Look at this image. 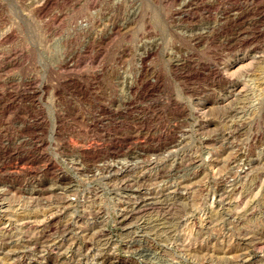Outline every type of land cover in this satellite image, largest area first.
Returning <instances> with one entry per match:
<instances>
[{
  "label": "rangeland",
  "instance_id": "1",
  "mask_svg": "<svg viewBox=\"0 0 264 264\" xmlns=\"http://www.w3.org/2000/svg\"><path fill=\"white\" fill-rule=\"evenodd\" d=\"M263 9L0 0V264H264Z\"/></svg>",
  "mask_w": 264,
  "mask_h": 264
},
{
  "label": "bare ground",
  "instance_id": "2",
  "mask_svg": "<svg viewBox=\"0 0 264 264\" xmlns=\"http://www.w3.org/2000/svg\"><path fill=\"white\" fill-rule=\"evenodd\" d=\"M263 10H264V9H263ZM250 49H251V48H250ZM250 63H251V62H250ZM244 65H247V66H248V64H247V63H246V64H244ZM247 66H246V67H247ZM261 66H262V65H261ZM248 67H249V66H248ZM248 67H247V68H248ZM226 75H227V74H226ZM227 76H228V75H227ZM125 184H126V183H125ZM123 186H124V185H123Z\"/></svg>",
  "mask_w": 264,
  "mask_h": 264
}]
</instances>
